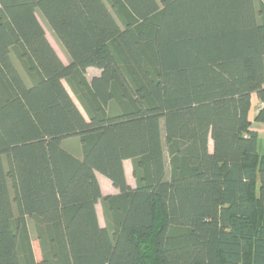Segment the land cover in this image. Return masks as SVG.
Returning <instances> with one entry per match:
<instances>
[{"label":"trees","instance_id":"1","mask_svg":"<svg viewBox=\"0 0 264 264\" xmlns=\"http://www.w3.org/2000/svg\"><path fill=\"white\" fill-rule=\"evenodd\" d=\"M253 121L264 0H0V264H264Z\"/></svg>","mask_w":264,"mask_h":264},{"label":"rangeland","instance_id":"2","mask_svg":"<svg viewBox=\"0 0 264 264\" xmlns=\"http://www.w3.org/2000/svg\"><path fill=\"white\" fill-rule=\"evenodd\" d=\"M38 16H39V18H40V20L44 26L46 36H47L49 42L51 43V45L53 46V48L55 49V51L57 52L58 56L61 58L63 63H65V64L69 63V57H68L66 51L64 50V48L62 47L60 42L57 40V38L55 37V35L51 31V29L49 28L47 22L45 21V19L40 14H38ZM99 73H100L99 69H97L95 67H89L86 70V77L88 79H90L92 76L98 75ZM63 83H64L65 87L67 88V90L69 91V93L71 94L74 101L76 102V104L79 106L74 95L72 94V92L70 91L68 85L66 84V82L64 80H63ZM254 104L257 105V101L255 99H254ZM252 112H253V110L251 111V114H252ZM252 128L254 130H256V132H257V151L259 153H261V152H263L264 122L253 121L252 122ZM162 138H163V130H162ZM67 146L74 149V145L72 146L70 144H67ZM209 148H210V150L212 149L211 148V142L209 143ZM96 211H97L98 220H99L100 225L104 226L105 225V219H104V216L102 213V208H101L100 202H98L96 204ZM28 221H29L28 223H29L30 234L33 235V224L31 223L32 221L29 218H28Z\"/></svg>","mask_w":264,"mask_h":264},{"label":"crops","instance_id":"3","mask_svg":"<svg viewBox=\"0 0 264 264\" xmlns=\"http://www.w3.org/2000/svg\"><path fill=\"white\" fill-rule=\"evenodd\" d=\"M123 168L127 183L133 187L135 185V180L132 176V164L130 159H126L123 161ZM96 177L99 182L101 192L103 195L118 193V189H116L112 185L111 181L108 178H106L104 175L96 172Z\"/></svg>","mask_w":264,"mask_h":264}]
</instances>
